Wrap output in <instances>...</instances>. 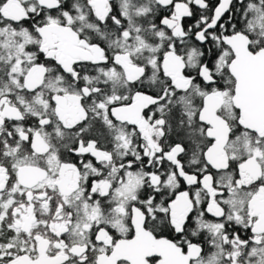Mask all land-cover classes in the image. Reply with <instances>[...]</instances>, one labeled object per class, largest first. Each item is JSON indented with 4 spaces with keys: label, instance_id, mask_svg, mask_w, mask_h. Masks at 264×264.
I'll use <instances>...</instances> for the list:
<instances>
[{
    "label": "snow or ice",
    "instance_id": "snow-or-ice-1",
    "mask_svg": "<svg viewBox=\"0 0 264 264\" xmlns=\"http://www.w3.org/2000/svg\"><path fill=\"white\" fill-rule=\"evenodd\" d=\"M0 264H264V0H0Z\"/></svg>",
    "mask_w": 264,
    "mask_h": 264
}]
</instances>
